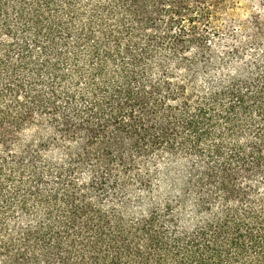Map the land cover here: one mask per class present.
<instances>
[{
    "label": "trees",
    "instance_id": "1",
    "mask_svg": "<svg viewBox=\"0 0 264 264\" xmlns=\"http://www.w3.org/2000/svg\"><path fill=\"white\" fill-rule=\"evenodd\" d=\"M234 2L0 0V264H264V15L242 41Z\"/></svg>",
    "mask_w": 264,
    "mask_h": 264
},
{
    "label": "rangeland",
    "instance_id": "2",
    "mask_svg": "<svg viewBox=\"0 0 264 264\" xmlns=\"http://www.w3.org/2000/svg\"><path fill=\"white\" fill-rule=\"evenodd\" d=\"M235 6L232 15L226 18L230 31L242 41L253 32L251 20L254 14L264 15V0H234ZM246 25V29L243 26ZM248 26V28H247ZM244 40V41H245ZM250 47L242 48L245 55Z\"/></svg>",
    "mask_w": 264,
    "mask_h": 264
}]
</instances>
